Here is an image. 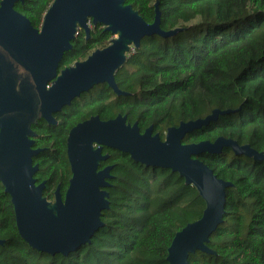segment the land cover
<instances>
[{
  "label": "trees",
  "instance_id": "1",
  "mask_svg": "<svg viewBox=\"0 0 264 264\" xmlns=\"http://www.w3.org/2000/svg\"><path fill=\"white\" fill-rule=\"evenodd\" d=\"M156 1L160 27L180 29L167 37L145 35L129 51L115 72L118 87L128 94L118 95L100 82L55 112L56 125L42 118L33 125L43 134L37 144L47 147L34 174L47 179L42 192L47 198L57 183L62 193L68 186V130L92 114L101 119L126 114L140 131L152 124L163 138L166 128L181 120L204 117L215 107L232 108L182 141L222 135L264 153V0H125L147 22L154 19ZM51 2L18 0L14 7L39 27ZM112 36L101 23L88 35L79 29L59 69L107 45ZM196 156L232 184L226 188L223 219L207 241L215 253L197 249L189 253V263L264 264V159L235 153L228 145ZM110 161L104 224L67 254L37 250L19 235L0 181V264H168L172 237L201 216L204 199L170 168L145 165L121 150L111 149Z\"/></svg>",
  "mask_w": 264,
  "mask_h": 264
},
{
  "label": "water",
  "instance_id": "2",
  "mask_svg": "<svg viewBox=\"0 0 264 264\" xmlns=\"http://www.w3.org/2000/svg\"><path fill=\"white\" fill-rule=\"evenodd\" d=\"M15 1L0 0V181L10 196L19 235L37 250L62 254L90 240L104 224L101 213L109 206L106 187L111 165L98 169L99 162L108 157L101 152L105 145L127 152L145 165L178 172L204 199L201 216L172 237L165 257L168 264H190L188 255L197 249L215 253L207 241L223 219L226 188L232 183L218 177L196 155L219 152L225 145L254 158L264 159V153L222 135L212 141L183 142L182 138L219 114L234 111L232 108L215 107L204 117L181 120L168 126L163 138L158 132L152 134V124L140 131L136 121L126 122L120 113L106 120L92 115L68 131L71 176L64 196L57 187L51 202L42 194L45 181L37 183L34 176L38 164L32 163V155L38 149L31 147L32 125L40 118L56 123L54 112L100 82H106L116 94H128L118 87L115 72L129 51L145 35L167 37L180 28L160 27L157 1L154 19L147 22L125 0H52L39 27L14 7ZM88 19L103 24L115 36L85 58L59 69L78 27L89 34Z\"/></svg>",
  "mask_w": 264,
  "mask_h": 264
},
{
  "label": "flooded vegetation",
  "instance_id": "3",
  "mask_svg": "<svg viewBox=\"0 0 264 264\" xmlns=\"http://www.w3.org/2000/svg\"><path fill=\"white\" fill-rule=\"evenodd\" d=\"M94 24H92V26H93ZM91 26V27H92ZM90 27V28H91ZM79 29H82V28H78L77 29V32H78V30ZM76 32V33H77ZM77 61V60H76ZM75 62V61H74ZM73 62V63H74ZM72 63V64H73ZM71 65V64H70ZM95 85V84H94ZM93 85V86H94ZM92 86V87H93ZM109 86V85H108ZM91 87V88H92ZM110 87V86H109ZM90 88V89H91ZM110 91H113V92H115L111 87H110ZM86 92V91H85ZM83 93V92H82ZM81 93V94H82ZM116 93V92H115ZM80 94V95H81ZM80 95H78V96H80ZM119 95V94H118ZM78 96H76V97H78ZM75 97V98H76ZM74 99V98H73ZM72 99V100H73ZM71 103V102H70ZM63 108V107H62ZM62 108H61V110H62ZM57 112V111H56ZM55 113V112H54ZM92 115H98V114H92ZM92 115H90V116H92ZM122 115H125L126 116V114H122ZM89 116V117H90ZM99 116V115H98ZM55 117V116H54ZM89 117H87V118H89ZM115 117V116H114ZM87 118H85V119H87ZM113 118V117H112ZM41 119V118H40ZM39 119V120H40ZM43 119V118H42ZM55 119H56V117H55ZM109 119V118H108ZM84 120V119H83ZM103 120H106V119H103ZM82 121V120H81ZM80 122V121H79ZM126 122H128L127 120H126ZM58 123V120L56 119V123H49V124H53V125H56ZM75 125V124H74ZM32 129L34 130V132H35V135H33L32 136V139H33V143H32V145H31V147L32 148H34V149H38V151L36 152V153H34L33 155H32V163H37L38 164V168L40 167L39 166V163L37 162L39 159H41V157L43 156V153L47 150V147L46 146H41V145H38L37 143L39 142V139L37 140V138H39V136H41V135H43V134H40L39 133V131L38 130H35L34 128H33V125H32ZM140 129V128H139ZM69 131V130H68ZM143 131V130H142ZM68 134V133H67ZM66 137H67V135H66ZM97 146V144H94V147H96ZM111 149L112 150H119V149H117V148H113V147H109V146H103L102 147V149H101V152H102V154L103 153H108V157L105 159V160H101L100 162H99V166H98V169H100V168H102V167H104L105 165H108V164H110L111 165V168L114 166V163L112 162V161H110V156H111ZM65 151H66V139H65ZM66 156H67V153H66ZM111 168H110V171H111ZM38 170V169H37ZM36 170V171H37ZM35 174V173H34ZM35 176V175H34ZM109 179V178H108ZM42 180H44L45 181V186H46V183H47V179L46 178H43ZM42 180H37V178H36V182L38 183V182H40V181H42ZM44 186V187H45ZM59 188V191H60V194H61V196H64V193H65V191H64V193H62L61 192V190H60V186H59V183H57L54 187H53V189H52V198H47V199H49V200H52V201H54V197H55V190H56V188ZM44 189V188H43Z\"/></svg>",
  "mask_w": 264,
  "mask_h": 264
},
{
  "label": "built area",
  "instance_id": "4",
  "mask_svg": "<svg viewBox=\"0 0 264 264\" xmlns=\"http://www.w3.org/2000/svg\"><path fill=\"white\" fill-rule=\"evenodd\" d=\"M87 23H88L89 27H91V26H92V22H91V20H90V19H88V20H87ZM78 28H79V27H78ZM113 36H115V35H113ZM113 36H112V37H113Z\"/></svg>",
  "mask_w": 264,
  "mask_h": 264
},
{
  "label": "rangeland",
  "instance_id": "5",
  "mask_svg": "<svg viewBox=\"0 0 264 264\" xmlns=\"http://www.w3.org/2000/svg\"><path fill=\"white\" fill-rule=\"evenodd\" d=\"M132 50V49H131ZM133 51V50H132ZM154 133V129H152V134ZM164 134H165V132H164ZM51 202H52V200H50Z\"/></svg>",
  "mask_w": 264,
  "mask_h": 264
}]
</instances>
